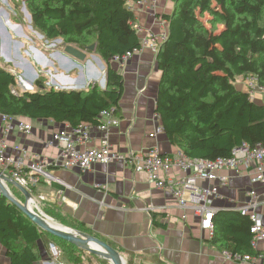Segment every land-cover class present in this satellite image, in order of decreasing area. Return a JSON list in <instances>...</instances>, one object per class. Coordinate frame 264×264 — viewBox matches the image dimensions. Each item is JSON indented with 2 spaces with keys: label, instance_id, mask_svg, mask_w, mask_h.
Returning <instances> with one entry per match:
<instances>
[{
  "label": "trees",
  "instance_id": "trees-1",
  "mask_svg": "<svg viewBox=\"0 0 264 264\" xmlns=\"http://www.w3.org/2000/svg\"><path fill=\"white\" fill-rule=\"evenodd\" d=\"M128 1L24 0L32 26L46 39H60L62 46L84 51L95 44L94 51L105 66V87L44 89L40 79L36 90L17 94L12 91L15 75L0 65V113L67 122L71 127L97 124L102 110L109 109L117 117L123 80L112 66V57L139 44ZM173 1L172 12L164 16L167 37L156 52L161 79L155 113L168 141L187 157L209 160L228 157L242 142L264 143V104L251 100L248 91L234 84L238 77L253 75L264 87V0ZM218 24L221 28L216 30ZM9 189L17 201L24 202L17 188L9 185ZM30 190L38 194L37 185ZM44 203L45 213L95 236L83 223L57 211L55 204ZM213 224L220 226L221 233L214 228L210 242L220 249L230 255L255 253L247 215L229 220L216 212ZM46 238L59 242L70 264H83L74 252L81 250L78 246L43 231L0 194V243L8 264H34L37 243ZM98 262L110 264L102 257Z\"/></svg>",
  "mask_w": 264,
  "mask_h": 264
},
{
  "label": "crops",
  "instance_id": "crops-1",
  "mask_svg": "<svg viewBox=\"0 0 264 264\" xmlns=\"http://www.w3.org/2000/svg\"><path fill=\"white\" fill-rule=\"evenodd\" d=\"M24 6V0H0V65L16 77L12 91L21 94L36 90L40 79L44 89L82 90L93 84L104 88L105 66L95 51L87 52L83 61L65 55L58 39L48 40L32 26ZM173 7V0H158L154 10L134 3V25L156 34L168 33L164 16ZM111 63L123 80L118 123L106 132L111 149L122 156L152 148L167 156L180 152L170 144L163 128L149 136L156 126H161L155 113L161 79L156 53L145 47L122 63ZM236 82L238 89L246 90L244 81ZM253 101L264 104V94L257 93ZM10 120L13 126L5 139V154L25 155L26 162L33 156H42L49 170L60 179L59 184L40 181L37 193L47 203L55 204L57 211L83 223L91 233L109 243L129 264H241L210 242L214 229L202 228L192 210L181 208L168 190L156 187L145 172L134 171L123 159L96 162L84 171L59 165V148L50 144L49 139L54 132L71 128L67 122L25 116H13ZM22 123L29 124L31 130L22 132ZM89 132L92 145L99 144L103 132L93 125ZM172 173L179 174L176 170ZM223 174L229 180L214 197L215 213L229 220L239 216V208L251 200L248 193L255 191L258 197L252 210L264 223V181L254 180L253 165ZM215 231L221 233L220 226ZM252 249L255 253L264 252V241H258ZM36 252L34 264H56L44 241H38ZM8 262L0 243V264Z\"/></svg>",
  "mask_w": 264,
  "mask_h": 264
},
{
  "label": "built area",
  "instance_id": "built-area-1",
  "mask_svg": "<svg viewBox=\"0 0 264 264\" xmlns=\"http://www.w3.org/2000/svg\"><path fill=\"white\" fill-rule=\"evenodd\" d=\"M157 1L137 0L133 2L129 0L128 5L131 9L135 3L154 10ZM134 29L140 35L138 46L121 55L113 56L112 61L122 63L145 47L156 53L167 37L166 31L156 34L136 25H134ZM244 83L251 100L257 93L264 94V87L258 84L255 76L249 75ZM11 118L0 113V170L26 188L31 194L27 200L28 205L31 204V208L44 214L39 209L30 186H36L40 181L59 184L60 179L49 170L47 161L42 156H33L29 162H26L25 155L14 157L5 154V139L13 126ZM97 119L98 123L93 126L103 132V137L97 145H92L93 139L89 132L92 125L88 123H80L68 130H58L52 134L49 143L55 144L59 148L60 160L58 164L65 168H79L84 171L96 162L107 163L123 159L134 171L145 172L150 182L156 187L168 190L181 208L192 210L193 214L199 218L200 226L206 230L213 231L214 229L213 216L216 209L213 206V200L218 194L219 188L229 180V176L223 174L224 171L236 172L241 167L248 168L253 165L254 180L264 181V143H256L251 146L242 142L231 150L228 157H218L214 160L190 158L181 152L171 156L161 155L154 148L122 156L111 149L106 136L109 127L118 123V118L113 115L111 110L107 109L100 111ZM19 129L27 133L31 127L29 124L22 123ZM158 132H162L160 125L156 126L149 136L153 137ZM174 170L179 174L172 173ZM205 182L211 184L204 185ZM248 194L251 200L248 205L240 207L239 212L241 215H247L251 222V246L254 248L258 241H264V223L261 216L252 210L258 196L255 191H250ZM37 195L45 200L39 193ZM48 251L56 264H64L60 260L61 251L54 243H48ZM229 256L241 264H264V252L229 254Z\"/></svg>",
  "mask_w": 264,
  "mask_h": 264
},
{
  "label": "water",
  "instance_id": "water-1",
  "mask_svg": "<svg viewBox=\"0 0 264 264\" xmlns=\"http://www.w3.org/2000/svg\"><path fill=\"white\" fill-rule=\"evenodd\" d=\"M23 8L26 11L25 6ZM26 13H27L28 21L30 22L31 17L27 11ZM57 41L61 42L60 39H58ZM94 49H95V44L89 45L85 51L80 50L72 45H65L63 47V53L75 60L83 61L86 57V53L93 52ZM9 185L17 188L22 193L24 197V202L21 203L12 196L9 190ZM0 192L9 201L14 203L25 216H27L35 225H37V227L49 233L50 235L63 239L83 249H86L89 252L108 260L110 264H126V261L123 258V256L115 248H113L103 240L97 238L96 236L87 233L72 231L69 228L67 229L58 228L49 224L47 221L49 220V217L47 215L34 211L28 205L27 200L29 199V197H31L29 191L23 186L19 185L13 179H11L8 175L4 174L1 170H0ZM86 244H90V245L92 244L101 251L92 249L86 246Z\"/></svg>",
  "mask_w": 264,
  "mask_h": 264
},
{
  "label": "rangeland",
  "instance_id": "rangeland-1",
  "mask_svg": "<svg viewBox=\"0 0 264 264\" xmlns=\"http://www.w3.org/2000/svg\"><path fill=\"white\" fill-rule=\"evenodd\" d=\"M207 17V16H206ZM203 20H204V18H203ZM208 27H210V25L209 24H206ZM216 27V30H218V29H220L221 28V25H216L215 26ZM49 50V49H48ZM50 51H52L51 49H50ZM239 78V81H235L237 84H241V82H243V81H245L246 79H247V77H244V78H242V79H240L241 77H238ZM241 81V82H240ZM35 200L37 201V203H38V207H39V209L41 210V212H44V214H46L48 217H49V220L52 222V223H54V224H57V225H60V226H62V227H66V228H69V229H71L72 231H77V232H80L79 230H77V229H75L74 227H69V226H67V225H65V224H63V223H61V222H59V220L56 218V217H52L51 215H49V214H47V213H45L46 211L44 210V205L46 204V203H44V202H47L46 200H43L42 198H39V196L36 194L35 195ZM44 201V202H43ZM34 211H36L34 208H32ZM55 242V244L57 245V247L63 252V249H62V247H61V245L59 244V242L57 241V240H55V239H52V238H46V242H44V244L45 245H47V243L48 242ZM81 250H75L74 252H75V255H77V256H79V257H81V259H82V261H83V264H99V262H98V258H100V257H98V256H96L95 254H93V253H91V252H89L88 250H86V249H83V248H81V247H79ZM64 264H70V262L65 258V256H64V254H63V256L61 257V259H60Z\"/></svg>",
  "mask_w": 264,
  "mask_h": 264
},
{
  "label": "bare ground",
  "instance_id": "bare-ground-1",
  "mask_svg": "<svg viewBox=\"0 0 264 264\" xmlns=\"http://www.w3.org/2000/svg\"><path fill=\"white\" fill-rule=\"evenodd\" d=\"M163 155V154H162ZM30 206H32L31 204H30ZM48 221V223L49 224H51L52 226H55V227H58V228H63V229H66L65 227H62V226H60V225H57V224H54V223H52L50 220H47ZM86 246H88V247H90V248H92V249H95V250H97V251H99L100 249H98L96 246H94V245H90V244H86ZM59 247V246H58ZM101 251V250H100ZM259 252V251H258Z\"/></svg>",
  "mask_w": 264,
  "mask_h": 264
}]
</instances>
